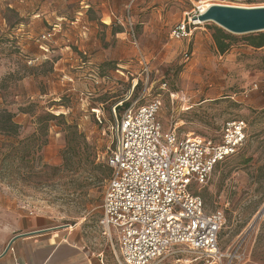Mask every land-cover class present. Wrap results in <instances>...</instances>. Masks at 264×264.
I'll return each instance as SVG.
<instances>
[{
    "label": "rangeland",
    "instance_id": "rangeland-1",
    "mask_svg": "<svg viewBox=\"0 0 264 264\" xmlns=\"http://www.w3.org/2000/svg\"><path fill=\"white\" fill-rule=\"evenodd\" d=\"M211 4L253 8L264 7V0ZM192 8V3L175 2L165 9L164 20L152 23L151 32L145 31L148 22H133L137 46L129 34L117 44L102 32L100 47L85 55L70 48L61 65L58 55L36 61L30 48L11 35L8 25L16 19L5 13L9 23L0 26V86L6 90L3 97L0 92V108L16 113L19 107L34 105V116L19 113L15 118L21 126L18 139L40 127L38 119L46 114L63 117L49 122L47 143L34 158L0 171L1 205L7 213L17 220L30 213L40 216L50 233L77 244L96 264H118L116 247L99 226L108 180L88 182L82 163L74 175L63 172V129L76 127L82 145L95 156L94 164L106 166L124 104L145 105L157 98L163 129L176 127L181 135L218 142L226 123H246L247 137L239 152L218 164L192 192L206 213H223L221 264H264V214L255 222L264 206V47L247 45L245 39L256 33L233 35L235 42L220 54L210 30L218 26L212 22L203 23L188 39L171 40L172 27ZM28 19L15 27L22 34L34 27ZM64 26L71 31L69 23ZM113 242L115 246V234ZM162 264L211 263L177 252Z\"/></svg>",
    "mask_w": 264,
    "mask_h": 264
},
{
    "label": "built area",
    "instance_id": "built-area-1",
    "mask_svg": "<svg viewBox=\"0 0 264 264\" xmlns=\"http://www.w3.org/2000/svg\"><path fill=\"white\" fill-rule=\"evenodd\" d=\"M201 3L171 29V40L188 39L203 25L198 21L206 11ZM52 36L47 32L38 40L47 42ZM161 106L157 98L145 105L134 102L116 121L106 162L112 175L103 193L99 226L116 247L118 264H161L177 252L221 264L225 256L219 251L218 235L223 213H206L192 189L205 184L217 164L238 153L246 141L247 125L229 122L219 141L212 142L181 135L176 127L164 130Z\"/></svg>",
    "mask_w": 264,
    "mask_h": 264
},
{
    "label": "crops",
    "instance_id": "crops-1",
    "mask_svg": "<svg viewBox=\"0 0 264 264\" xmlns=\"http://www.w3.org/2000/svg\"><path fill=\"white\" fill-rule=\"evenodd\" d=\"M175 2L194 6L197 0H0V8L5 7L0 26L6 27L9 21L5 13L12 14L16 21L8 27L22 47L30 48L36 61L58 55L57 65H61L70 48L85 55L100 47L102 32L117 44L129 34L137 46L132 23L148 22L145 31L151 32L152 23L164 20L165 9ZM189 11L183 13L182 20ZM22 18H29L34 25L33 29L28 26L25 34L15 28ZM65 23H69L71 31ZM47 32L52 33V38L40 42L39 36ZM1 203L0 198V264H96L77 244L50 233L42 217L32 214L17 220Z\"/></svg>",
    "mask_w": 264,
    "mask_h": 264
},
{
    "label": "trees",
    "instance_id": "trees-1",
    "mask_svg": "<svg viewBox=\"0 0 264 264\" xmlns=\"http://www.w3.org/2000/svg\"><path fill=\"white\" fill-rule=\"evenodd\" d=\"M210 30L212 31L211 37L217 51L220 54L226 53L235 42L233 35L218 27L210 28ZM245 41L248 46L261 49L264 47V32L250 35ZM5 90L6 87L2 84L0 86L2 97ZM128 105L124 104L122 108ZM33 107L32 103H28L25 107H19L16 113L7 110L5 107L0 108V137H2L0 145V171L5 169V167L8 169L9 167L16 166L18 163L26 164L30 158H34L47 143L49 122L63 119L62 115L55 117L51 114H46L43 118L38 119V126L40 127L35 129L31 135L18 139L21 126L15 122V118L19 113L34 116ZM116 109L120 110L118 107ZM42 121L45 122L44 125H42ZM63 130L66 144L62 152L63 172L67 175H74L77 165L82 163L88 182L98 184L104 180L109 181L112 175L111 169L107 164L106 166L94 164L95 156L82 145V135L79 134L76 127L68 126ZM76 158L78 159L77 161H75Z\"/></svg>",
    "mask_w": 264,
    "mask_h": 264
},
{
    "label": "water",
    "instance_id": "water-1",
    "mask_svg": "<svg viewBox=\"0 0 264 264\" xmlns=\"http://www.w3.org/2000/svg\"><path fill=\"white\" fill-rule=\"evenodd\" d=\"M198 21L212 22L232 35L261 33L264 32V7L242 8L213 4L198 17ZM263 214L264 206L255 222Z\"/></svg>",
    "mask_w": 264,
    "mask_h": 264
},
{
    "label": "bare ground",
    "instance_id": "bare-ground-1",
    "mask_svg": "<svg viewBox=\"0 0 264 264\" xmlns=\"http://www.w3.org/2000/svg\"><path fill=\"white\" fill-rule=\"evenodd\" d=\"M213 0H206V1H202L201 5L203 7L204 10H207L211 5Z\"/></svg>",
    "mask_w": 264,
    "mask_h": 264
}]
</instances>
